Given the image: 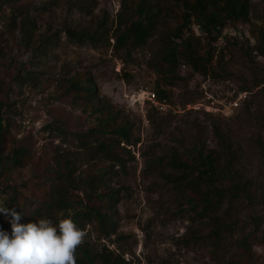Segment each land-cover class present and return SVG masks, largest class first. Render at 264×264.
I'll return each mask as SVG.
<instances>
[{"label":"rangeland","instance_id":"obj_1","mask_svg":"<svg viewBox=\"0 0 264 264\" xmlns=\"http://www.w3.org/2000/svg\"><path fill=\"white\" fill-rule=\"evenodd\" d=\"M18 1L31 7L35 30L28 48L20 47L13 2L0 0V118L8 125L0 150L8 156L28 146L32 159L0 179L5 206L13 210L7 204L16 198L21 223L51 219L48 180L71 173L76 187L65 183L64 195L73 205L86 203L85 193L102 194L101 177L115 192L113 226L105 234L95 222H76L88 232L81 247L95 264H247L239 246L248 238L251 261L264 264V0H251L250 22L226 25L216 42L192 26L193 46L212 58L206 76L184 63L156 71L163 25L142 47H118L116 17L124 0ZM22 70L31 78L22 79ZM85 73L99 102L64 94L67 82ZM158 86L167 92L165 113L131 101L142 90L157 94ZM99 103L129 124L130 143L97 130ZM102 145L120 152L121 165ZM213 151L230 168L232 196L213 219H202L170 162ZM34 208L41 217L29 219ZM10 220L0 213V229L11 231Z\"/></svg>","mask_w":264,"mask_h":264},{"label":"trees","instance_id":"obj_2","mask_svg":"<svg viewBox=\"0 0 264 264\" xmlns=\"http://www.w3.org/2000/svg\"><path fill=\"white\" fill-rule=\"evenodd\" d=\"M13 2L10 7L11 25H20L23 39L20 47L28 48L30 38L35 30L34 17L31 14L29 5H22L18 0H3V3ZM251 0H137L134 2L123 1L122 11L117 14V46L125 48L132 46L139 48L144 46L156 32L159 25H163L160 41L162 48L155 57L154 67L159 71L165 66L170 69L178 67L181 63L188 65L192 70L201 75H208L209 65L212 58L201 56L193 46L195 37L192 33V26L198 25L212 42H216L226 25L248 24L250 22ZM2 4H0V7ZM20 23H18V20ZM176 23L172 28L168 21ZM30 71H21V78L30 79ZM65 85L64 94L76 96L83 102H99L91 76L88 73L77 75L70 79ZM3 84L0 82V95ZM157 97L161 101H166L167 92L157 87ZM93 113L100 115L98 120V131L103 134L116 135L122 137L124 142L130 143V126L118 116L100 103L94 107ZM4 121L0 118V135L8 136V131ZM3 140H0V144ZM107 153L108 159L113 163L121 165L123 159L120 152L111 148L101 146ZM126 151V150H124ZM32 150L28 146H18L10 151L8 156L1 154L0 150V179H8V176L19 169H23L30 164ZM184 161L179 157L172 158L171 166L178 172L176 182L186 193L188 205L193 213L202 219H213L215 213L219 212L225 200L232 196V177L230 168H224L221 157L216 152L207 154L198 152L192 160ZM105 174L110 173V168H106ZM57 180L50 179V201L48 209L52 208L51 219L58 223L59 219L65 218L72 213V219L81 223L95 222L102 232H106L113 226V221L109 218V210L114 206L113 197L115 192L104 185L100 177L98 188L103 186V193L97 191L85 193L88 201H75L69 204L68 198L64 195L65 183L76 187V182L72 179L71 173L64 175L61 173ZM98 203V205L96 204ZM30 202L27 203L29 206ZM9 207L18 211L20 206L16 198H10ZM28 213L29 219L41 217V211L34 208ZM63 213L60 217L58 214ZM21 214V213H20ZM22 216V215H21ZM22 221L25 219L22 216ZM221 230L216 231V235H221ZM7 232H11L7 230ZM106 234V233H105ZM250 239L240 242V249L247 258V264H253L250 259L252 253V243ZM252 240V239H251ZM77 264H95L88 249L78 247L76 251ZM114 264H125L118 259Z\"/></svg>","mask_w":264,"mask_h":264},{"label":"clouds","instance_id":"obj_3","mask_svg":"<svg viewBox=\"0 0 264 264\" xmlns=\"http://www.w3.org/2000/svg\"><path fill=\"white\" fill-rule=\"evenodd\" d=\"M0 213L11 217V232L0 229V264H77L76 251L88 232L70 211L58 223L45 217L21 223V214L0 200Z\"/></svg>","mask_w":264,"mask_h":264},{"label":"built area","instance_id":"obj_4","mask_svg":"<svg viewBox=\"0 0 264 264\" xmlns=\"http://www.w3.org/2000/svg\"><path fill=\"white\" fill-rule=\"evenodd\" d=\"M142 97V99H141ZM132 102H142L143 104H149L150 107L157 110L158 112L165 113L167 106L165 101H161L154 92L142 90L137 94H134L131 99ZM237 106V105H236Z\"/></svg>","mask_w":264,"mask_h":264}]
</instances>
